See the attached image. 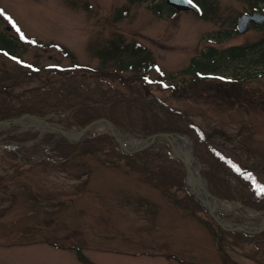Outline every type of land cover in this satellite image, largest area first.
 I'll return each instance as SVG.
<instances>
[{
  "label": "rangeland",
  "instance_id": "374dc122",
  "mask_svg": "<svg viewBox=\"0 0 264 264\" xmlns=\"http://www.w3.org/2000/svg\"><path fill=\"white\" fill-rule=\"evenodd\" d=\"M207 2L203 15H156L152 6L161 0H0V48L12 55L0 51V102L57 84L61 72L74 68L97 71L127 92L122 78L134 76L147 94L182 108L227 153L260 169L256 178L264 185V61H256L262 28L233 31V21L252 10L247 0ZM3 35L17 42L3 44ZM255 42L261 44L247 57L250 64L223 62L212 53L213 73L230 82L199 78L191 65L198 57L203 65L211 49ZM143 57L151 64L146 70L138 63ZM84 80L89 89L98 82ZM54 118L64 134L76 135L77 127ZM6 119L19 128L1 124L0 141L25 130L58 134L31 126L28 116ZM109 131L98 123L74 141ZM120 134L126 143L139 140ZM103 151L24 162L0 148V264H264L259 243L227 230L213 234L217 225L203 211L177 205L141 172ZM193 164L204 181L201 164ZM219 204L218 214L248 229L264 218V210L237 201Z\"/></svg>",
  "mask_w": 264,
  "mask_h": 264
},
{
  "label": "trees",
  "instance_id": "16d2710c",
  "mask_svg": "<svg viewBox=\"0 0 264 264\" xmlns=\"http://www.w3.org/2000/svg\"><path fill=\"white\" fill-rule=\"evenodd\" d=\"M192 1L198 4L202 15L206 8L209 9L207 0ZM247 1L251 3L252 10H260L258 3H264V0ZM152 8L156 15H162L164 11L169 12L170 15H176V11L167 6L163 0L160 4L155 3ZM125 12V9L121 10V13ZM233 31H235L234 27ZM1 40L8 46L15 45L13 44L15 41L9 40L4 35L1 36ZM261 40L264 44V36ZM259 43L231 45L222 51L211 49L203 65H199V57L193 58L191 65L198 68L199 78H213L209 75H215L212 72L217 67L213 65L216 57H213L212 53L223 62L225 60L235 62L247 60L250 64L247 57L255 52V45ZM134 49V53L141 55L138 53L141 47L135 45ZM257 55V62L264 61V46ZM138 63L142 70L151 67L144 57L139 59ZM80 69L82 68L61 72L63 79H59L57 84L44 85L41 88L34 87L28 90L23 97H8L2 101L6 103L4 106L0 102V120L16 118L24 113L51 120L55 119V115L63 114L67 127L81 128L96 119L107 118L121 132L131 133L136 138H144L157 133L186 134L192 144L194 155L201 164L200 173L213 196L237 201L241 206L255 211L264 210V194L260 193L256 187L257 182L260 184L256 178L260 169L242 161L236 154L227 153L222 143L214 138L212 132L206 131L195 123L185 110L158 96L147 94L142 82L133 80L134 76L122 78L129 88L127 92L101 77L97 71H79ZM139 76L142 77V75ZM86 77L97 79L98 82L94 89L87 88L84 80ZM215 77L220 81H232V77L227 78L220 73ZM100 82L105 83V87H102ZM132 89L135 91L133 92ZM12 128L19 127L12 125ZM1 139L2 150L24 162L35 158L54 157L53 153H57L58 158L65 159L76 151L104 150L106 155L123 159L131 168L141 172L146 181L161 189L177 205L203 211L213 223H216L200 199L187 187L186 168L183 162L173 155L169 144L165 142L159 143L157 149L151 145L142 150L127 152L120 149L110 132L95 133L74 142L51 132H43L39 135V132L35 130L21 131ZM216 225L212 229L208 228L213 234L220 236L225 230L217 223ZM232 232L264 247V230L248 234ZM80 258L86 262L85 258L82 256Z\"/></svg>",
  "mask_w": 264,
  "mask_h": 264
},
{
  "label": "water",
  "instance_id": "95a60500",
  "mask_svg": "<svg viewBox=\"0 0 264 264\" xmlns=\"http://www.w3.org/2000/svg\"><path fill=\"white\" fill-rule=\"evenodd\" d=\"M165 2L174 7L176 10H192V11H195V12H199V9L197 8V6H195L192 2H189V0H165ZM250 22H253V23H264V13H261L259 11H254L252 13H247V12H244L242 13L238 18H237V21H236V29L240 32H244V31H247L249 29V26H250ZM263 34H264V31H263ZM24 116H28V117H31V118H34V119H37V120H40L41 122L49 125L50 123L48 121H46L43 117H39V116H35V115H29V114H24ZM98 122H104L106 123L107 127L109 128V130L113 133V136L115 137L116 141L118 142L119 146L125 150V151H136V150H139V149H143L145 148L146 146H148L151 142H153L155 139H158V136H161L163 135L164 137H169L171 136L170 134H167V133H162V134H155V135H150L148 136L147 138L143 139L142 141H140L139 143H137L136 145H132V146H129L127 143L123 142L115 133H114V130L117 128L114 126V124L109 121L108 119H105V118H102V119H98V120H95L93 121L92 123L88 124V125H85L84 127H82L77 133L75 136H68L66 134H62L65 138H67L69 141H74V140H77L80 136H82L86 130L93 124L95 123H98ZM3 123H17V122H14V120H2L0 121V125L3 124ZM54 125H57L56 123H53ZM56 129H60L59 127H56ZM177 136H180V135H177ZM167 141V140H166ZM172 150L174 151V153L180 157V159L182 160L185 168H186V179H188V176H189V173H190V168L188 166V164L186 163V161L178 154V152H176L174 150V147L172 146V143L171 141L168 139L167 141ZM188 147H189V150L191 152V155L194 159L195 156L193 154V148L191 146L190 143H188ZM188 185V184H187ZM189 189L191 190V192L195 193L196 196L202 201L203 205L205 206V208L207 209V211L211 214V216L219 223V225L222 227V228H225V229H230V230H237V231H242V232H246V233H254V232H257L261 229L264 228V223H260L256 228L254 229H247V228H244L234 222H231L229 220H227L226 218H222L217 212H212L209 205H208V201H207V198L208 197H211V198H214L216 200H220L216 197H214L210 192L209 190L207 189L206 185H204V187H202L203 189V192H204V198H201L189 185H188ZM222 220L223 221H228L229 222V225H224L222 223Z\"/></svg>",
  "mask_w": 264,
  "mask_h": 264
},
{
  "label": "bare ground",
  "instance_id": "6f19581e",
  "mask_svg": "<svg viewBox=\"0 0 264 264\" xmlns=\"http://www.w3.org/2000/svg\"><path fill=\"white\" fill-rule=\"evenodd\" d=\"M31 121L33 123L31 122L32 124H30V125L31 126H35L38 129H40V130L44 129L43 126H45V128L49 127V128H52V129H54V127H55L54 125H45V123L41 122L40 120L34 119V118H31ZM61 132L64 133L63 130H61ZM115 134L118 135L119 132L115 131ZM67 135H69V133ZM119 136H120V134H119ZM158 139H160L162 141H166V140L168 141V139H169L171 141L172 146L174 147V150L176 152H178V154L180 156H182V158L186 161V163L188 164V166L190 168V173H189L188 180H187L188 185L201 198H204V192H203L202 187H204L205 183L199 177L198 172L194 168V164H193L194 158L192 157L191 152H190L189 147H188V143H189L188 142L189 141L188 138L185 137V136H169V137L166 138L163 135H161V136H158ZM127 143H128L129 146H132V145H136L137 143H139V141H137L135 143H132L131 141H128ZM207 201H208V205H209L211 211L212 212H217V210L220 207L219 201L214 199V198H211V197H208ZM227 206L231 207L232 205H231V203H228ZM262 222L264 223V218L262 219ZM222 223L225 224V225H229L228 221H223L222 220Z\"/></svg>",
  "mask_w": 264,
  "mask_h": 264
},
{
  "label": "snow or ice",
  "instance_id": "6c2138e0",
  "mask_svg": "<svg viewBox=\"0 0 264 264\" xmlns=\"http://www.w3.org/2000/svg\"><path fill=\"white\" fill-rule=\"evenodd\" d=\"M189 2H191V0H189ZM2 11V10H0ZM9 19H11V17H8ZM250 175V174H249ZM256 187L259 189L260 193L264 194V185L259 184L258 182L256 183Z\"/></svg>",
  "mask_w": 264,
  "mask_h": 264
},
{
  "label": "flooded vegetation",
  "instance_id": "af4514ba",
  "mask_svg": "<svg viewBox=\"0 0 264 264\" xmlns=\"http://www.w3.org/2000/svg\"><path fill=\"white\" fill-rule=\"evenodd\" d=\"M260 28H262V31L264 30V24L259 25Z\"/></svg>",
  "mask_w": 264,
  "mask_h": 264
}]
</instances>
